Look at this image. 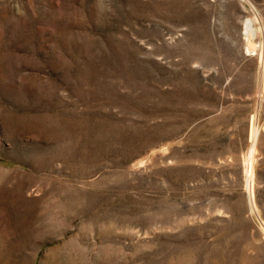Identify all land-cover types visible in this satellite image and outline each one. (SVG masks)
<instances>
[{"label":"rangeland","instance_id":"rangeland-1","mask_svg":"<svg viewBox=\"0 0 264 264\" xmlns=\"http://www.w3.org/2000/svg\"><path fill=\"white\" fill-rule=\"evenodd\" d=\"M246 14L0 0V264H264L247 188L253 162L264 218V69Z\"/></svg>","mask_w":264,"mask_h":264},{"label":"bare ground","instance_id":"bare-ground-1","mask_svg":"<svg viewBox=\"0 0 264 264\" xmlns=\"http://www.w3.org/2000/svg\"><path fill=\"white\" fill-rule=\"evenodd\" d=\"M240 1L243 3L245 9L247 10L246 18L243 19L242 22L243 25L242 32L245 37V49L250 53H255L258 55L259 68L263 67L264 69V16L256 8V6H254L251 0H240ZM257 37H259L258 41L256 40ZM261 82L264 88V76ZM257 127L258 125H254L253 133L257 132L258 130ZM247 188L249 192V204L251 207V211L257 216V219L259 220V222L261 223L264 229V218L261 216V213L258 209L254 194L253 162L250 163L249 166L247 167Z\"/></svg>","mask_w":264,"mask_h":264}]
</instances>
